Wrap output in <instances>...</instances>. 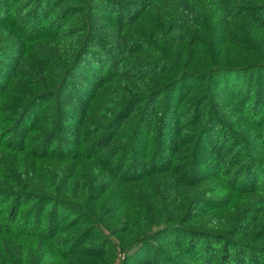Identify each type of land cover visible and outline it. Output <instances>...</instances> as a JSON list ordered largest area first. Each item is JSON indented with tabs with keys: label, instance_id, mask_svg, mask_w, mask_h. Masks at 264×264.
Returning <instances> with one entry per match:
<instances>
[{
	"label": "trees",
	"instance_id": "trees-1",
	"mask_svg": "<svg viewBox=\"0 0 264 264\" xmlns=\"http://www.w3.org/2000/svg\"><path fill=\"white\" fill-rule=\"evenodd\" d=\"M0 264H264V0H0Z\"/></svg>",
	"mask_w": 264,
	"mask_h": 264
}]
</instances>
